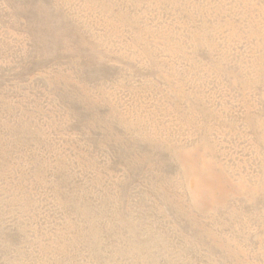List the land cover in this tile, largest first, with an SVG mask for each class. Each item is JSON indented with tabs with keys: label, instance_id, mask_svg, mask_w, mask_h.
Instances as JSON below:
<instances>
[{
	"label": "rangeland",
	"instance_id": "obj_1",
	"mask_svg": "<svg viewBox=\"0 0 264 264\" xmlns=\"http://www.w3.org/2000/svg\"><path fill=\"white\" fill-rule=\"evenodd\" d=\"M0 264H264V0H0Z\"/></svg>",
	"mask_w": 264,
	"mask_h": 264
}]
</instances>
